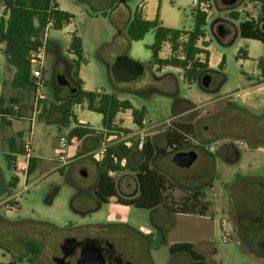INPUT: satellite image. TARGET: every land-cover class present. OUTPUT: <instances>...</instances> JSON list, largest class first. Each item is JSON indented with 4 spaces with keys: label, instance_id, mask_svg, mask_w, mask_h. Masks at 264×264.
Wrapping results in <instances>:
<instances>
[{
    "label": "rangeland",
    "instance_id": "obj_1",
    "mask_svg": "<svg viewBox=\"0 0 264 264\" xmlns=\"http://www.w3.org/2000/svg\"><path fill=\"white\" fill-rule=\"evenodd\" d=\"M5 1L0 0V19ZM54 1L74 19L61 30L51 29L46 37L58 43L60 53L48 50L39 119L46 118L33 127L35 93L13 86L14 70L0 44V98L14 114L12 124H0V167L10 178L9 157L22 151L27 142H31V153L40 157L28 191L0 208V264H55L53 258L60 255L67 239L106 235L116 225L150 234L145 252L149 264H193L187 255L170 254L176 243L193 244L205 264H264V91H258L264 83L258 66L264 60V44L243 39L239 33L240 23L260 14L261 1L240 0L225 7L220 0H208V40L198 44H209L212 65L223 57L226 63L223 69L203 73L195 84H188L180 69L151 66L148 48L155 42L153 32L139 42L124 41L128 8L135 11L148 0ZM193 1L158 0L156 6L149 2L147 13L157 15L166 28L191 31ZM232 13L241 16L236 20ZM219 26L226 30L221 39ZM74 33L84 41L83 73L88 88L146 110L143 129L134 124L131 111L120 113L116 123L131 132L124 134L131 144L142 136L155 144L152 168L168 180L165 206L145 210L118 204L116 199L100 205L94 196L98 169L92 160L97 147L90 150L83 142L66 149L60 146L70 128H61L51 119L62 117L58 103L72 94L68 87H58L57 76L64 75L76 90L80 87L71 71L75 66L69 46ZM164 47L163 56L180 54H174L170 44ZM240 50L248 53V59L238 57ZM119 56L143 64L144 74L132 82L116 81L111 66ZM207 74L214 81L206 89L202 78ZM175 99L186 101L175 103ZM73 110L80 121L102 128L101 115L84 105ZM167 134L181 135L180 144L170 146ZM188 151L197 152L198 160L188 169L176 167L172 158ZM60 153L69 161L66 166L60 167ZM112 176L124 198L138 193L133 172ZM185 208L190 214L181 213Z\"/></svg>",
    "mask_w": 264,
    "mask_h": 264
},
{
    "label": "trees",
    "instance_id": "obj_2",
    "mask_svg": "<svg viewBox=\"0 0 264 264\" xmlns=\"http://www.w3.org/2000/svg\"><path fill=\"white\" fill-rule=\"evenodd\" d=\"M260 1L261 11L257 19L251 18L240 23L239 33L243 39L255 40L264 44V0ZM192 15L194 26L191 31L166 28L158 20V17L153 21H146L137 10L127 25V38L130 42L142 41L149 32H153L155 42L148 48L151 52V66L157 65L160 70L165 67L180 69L188 84H195L203 73L212 71L209 67L210 52L207 49L209 44L206 42L203 47L198 44L206 38L205 27L208 22V14L194 10ZM231 17L238 20L239 14L232 13ZM50 19L55 20L54 30H61L63 26L71 24L74 16L59 10V6L54 0H6L4 2V14L0 19V44L4 45V55L8 66L15 71L12 84L16 89L35 93L36 87L32 77L30 56L42 45ZM184 37L186 40H183ZM167 43L171 45L174 54H180L162 59L160 53ZM47 44L49 51L60 53L58 43L47 41ZM69 52L77 58V60L71 61L75 69L69 68V70L72 71V76L80 87L75 93H71L72 95L66 98L59 107L62 114L59 126L69 127L72 123L71 118L75 122V126L67 137L68 145H72L74 142H83L91 150L93 147L99 148L101 143L110 136L118 137L120 133L131 134L129 130L120 128L116 123L118 115L126 111H131L134 124L139 129H143L146 119L144 108L137 109L129 100L122 101L114 95L87 92L81 89L82 80L79 78V71L81 64L85 63V58L82 38L76 33L71 37ZM203 55L205 60L201 59ZM240 56L248 59V53L242 50L238 53V57ZM225 63L226 59L223 57L218 68L223 69ZM258 66L264 73L263 59L258 62ZM57 85L61 87L59 84ZM175 100V103L186 101L185 99ZM84 103L89 111L102 116L103 129L101 131L76 122L72 107ZM13 115L11 109L4 107V99L1 98V123L11 124L14 119ZM167 137L170 146L179 145L182 139L181 135L167 134ZM139 142V140H133L131 146H127L125 142L113 143L107 148L105 159L101 163L94 161L98 169L94 196L100 205L108 204L110 199L115 198L118 204L138 209L156 210L165 206L164 192L167 190L168 180L165 175L152 168L156 158V146L147 139L140 150ZM13 159L14 157L10 156L9 162L12 163ZM35 162L36 160L31 159L29 176L34 172ZM125 171L135 174L138 187V193L130 198H124L119 193L117 183L112 176L114 173ZM181 213L190 214L186 208ZM169 252L172 256L187 255L193 264H205L204 256L191 243H176L170 247Z\"/></svg>",
    "mask_w": 264,
    "mask_h": 264
},
{
    "label": "built area",
    "instance_id": "obj_3",
    "mask_svg": "<svg viewBox=\"0 0 264 264\" xmlns=\"http://www.w3.org/2000/svg\"><path fill=\"white\" fill-rule=\"evenodd\" d=\"M209 2L208 0H194L193 1V8L194 10H199L204 13H208L209 11ZM55 20L50 19L45 32V37L42 45H40L34 52L31 53L30 56V62L32 66V77L35 82V100H34V110L32 114V125L37 123L39 121L40 114L42 113L41 108V102L44 100V88H45V78L43 75L45 64L47 60V54H48V44H47V38L48 33L51 29H54ZM101 93V92H98ZM145 124V122H144ZM125 142L127 146H131V143L129 142V139L125 137L123 133H120L119 136H110L107 140H104L99 148H97L95 151L92 152V157L95 162L101 163L106 156L107 148L112 145L113 143H120ZM145 142L144 136L140 138L139 142V149L141 150L143 147V144ZM60 146L63 149L68 148V138L62 137L60 139ZM32 148H31V142H27L24 146V152L20 155H18L14 161L13 164V172L14 177L18 181V185L20 186V189L14 190V195L11 198L12 200H17L18 197H20L21 194L28 191V180H29V171H30V165H31V159H32ZM58 161L60 162L61 166H66L69 164L68 159L66 158L65 153H60L58 156ZM124 164V163H123ZM20 190V191H18Z\"/></svg>",
    "mask_w": 264,
    "mask_h": 264
},
{
    "label": "flooded vegetation",
    "instance_id": "obj_4",
    "mask_svg": "<svg viewBox=\"0 0 264 264\" xmlns=\"http://www.w3.org/2000/svg\"><path fill=\"white\" fill-rule=\"evenodd\" d=\"M213 81L214 78L211 84ZM106 232L109 233L96 237H73L76 243L65 258L66 264H79L83 254L97 262L96 264H149L145 260V252L149 246L150 234L128 225H116ZM63 246L60 247V255L54 257L53 262L55 258L64 257ZM95 251H98V256L93 254Z\"/></svg>",
    "mask_w": 264,
    "mask_h": 264
},
{
    "label": "water",
    "instance_id": "obj_5",
    "mask_svg": "<svg viewBox=\"0 0 264 264\" xmlns=\"http://www.w3.org/2000/svg\"><path fill=\"white\" fill-rule=\"evenodd\" d=\"M240 0H220L221 4L225 7H233ZM218 38L221 39L225 36L226 30L224 26H219ZM145 71V67L140 62H137L127 56H119L114 64L111 66V72L115 80L118 82H132L140 78ZM212 78L209 74L202 78V86L204 88H209ZM57 83L61 87H68L71 93H75L76 89L71 87L70 82L66 79L64 75L57 76ZM198 160V153L195 151L179 152L172 158V163L180 169H188L192 167ZM83 176H87L86 173H82ZM76 243L75 238L67 239L64 246L62 247L64 252L63 258H55L54 262L56 264H66L65 258L68 256L69 251H72L74 244ZM93 254L98 256V251ZM94 256V255H93ZM97 262L91 261L85 254L82 255V259L79 264H96Z\"/></svg>",
    "mask_w": 264,
    "mask_h": 264
},
{
    "label": "crops",
    "instance_id": "obj_6",
    "mask_svg": "<svg viewBox=\"0 0 264 264\" xmlns=\"http://www.w3.org/2000/svg\"><path fill=\"white\" fill-rule=\"evenodd\" d=\"M124 2V1H123ZM149 2H153L154 4H155V6L157 5V3H158V0H148V1H146L145 3H141L140 5H139V7H137L136 8V10L142 15V17H143V19L144 20H146V21H153V20H155L158 16L157 15H155L154 17H156V18H154V17H149L148 16V8H147V6H148V3ZM59 10H62V9H60L59 8ZM135 10V11H136ZM62 11H64V10H62ZM128 14H129V17H128V23L130 22V20L132 19V17H133V14L135 13V11H132L130 8H128ZM235 11H237L238 13H240V11H241V9H238V10H235ZM64 12H66V11H64ZM240 16H241V14H239V18H240ZM257 17L258 16H254L253 18L254 19H257ZM247 20V19H246ZM245 20V21H246ZM72 23V22H71ZM128 23H127V25H128ZM207 34V33H206ZM127 40H124L126 43H128L129 44V40H128V38H126ZM208 39L207 38H205L204 39V41H207ZM83 41V40H82ZM70 43H71V40H70ZM168 44V43H167ZM165 47L163 46V48H162V50L164 49ZM209 48L210 47H208L207 49L209 50ZM83 49H84V41H83ZM210 52V51H209ZM160 57L162 58V59H168L169 57L168 56H163V54H162V51H161V53H160ZM249 57V56H248ZM85 58V57H84ZM70 59H72V61H74V60H77V58L74 56V55H70ZM85 65V63H82L81 64V67H80V71H79V78L82 80V85H81V89L83 90V91H87V92H101V91H94V90H92V89H89L88 88V80L86 79V77L84 76V73H83V66ZM218 66H219V61H218V63H216L215 65H212V63H211V53H210V58H209V67H210V70H212V71H215V70H217L218 69ZM152 67H154L155 69H159V67L157 66V65H155V66H152ZM163 69H175V68H172V67H165V68H163ZM163 69H161V70H163ZM160 70V69H159ZM176 70H179V69H176ZM14 74H15V71H14ZM44 75V78H46L45 77V74H43ZM45 81H46V79H45ZM253 88H257V87H253ZM258 91H264V83L262 84V85H260V87H258ZM102 93V92H101ZM1 99V98H0ZM63 104V101H60L59 103H58V105L59 106H61ZM84 106H86L87 107V105H86V103H84L83 104ZM76 106H80V105H76ZM75 107V106H74ZM74 107H72V113H73V115L76 117V122L78 123V124H80V125H82V126H89L87 123H84V122H82V121H80V119L77 117V115L75 114V112H74ZM18 107H14V109H17ZM58 112H60L59 111V108H58ZM60 115H61V112H60ZM120 115V114H119ZM22 116V115H21ZM44 118H46V117H43V118H40L39 120H43ZM20 119H23V116L20 118ZM62 119V117L61 118H58V119H51V121L52 122H55L56 124H58L59 123V121ZM14 121V120H13ZM13 121H11V124L13 123ZM70 121H72V123H71V125L68 127V128H70V130L75 126V122H74V120H73V118H71L70 119ZM0 124L3 126L4 124H2L1 123V121H0ZM0 125V126H1ZM34 125H32V127H33ZM3 127H5V126H3ZM90 128H92V129H94V130H98V131H101L102 129H103V127L102 128H100V129H95V128H93V127H91V126H89ZM61 128H63V127H61ZM70 130H69V132H70ZM32 135V134H31ZM75 143V142H74ZM73 146V145H72ZM24 152V150L23 151H16L13 155H12V157H14V159H13V161H12V163H10L9 164V169L11 170V177L9 178L7 175L8 174H6L5 173V171L0 167V208H2L5 204H7L10 200H11V198L13 197V195H14V190L15 189H20V186L18 185V181H17V179L14 177V172H13V164H14V161H15V159H16V157L18 156V155H20V154H22ZM77 153V152H76ZM56 156H58V154H56ZM84 157H86L87 155L86 154H84L83 155ZM32 159H34V160H36V162H35V167H34V171L37 169V167H38V165H39V163H40V157H38V155H36V154H32ZM92 160L94 161V159L92 158ZM60 167H62L61 165H60ZM33 174H34V172H33ZM33 174L32 175H30L29 176V179H31L32 178V176H33ZM11 195V196H10ZM10 196V197H9ZM115 198H112V199H110V201L111 200H114Z\"/></svg>",
    "mask_w": 264,
    "mask_h": 264
}]
</instances>
